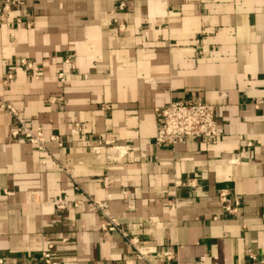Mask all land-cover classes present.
<instances>
[{
    "label": "crops",
    "instance_id": "0c3cea01",
    "mask_svg": "<svg viewBox=\"0 0 264 264\" xmlns=\"http://www.w3.org/2000/svg\"><path fill=\"white\" fill-rule=\"evenodd\" d=\"M16 2L0 29V257L45 264L49 237L57 264H148L133 238L154 248L151 264H262L264 0ZM21 58L41 65L39 80ZM177 100L216 107V145L155 143L158 109ZM6 104L60 136L62 146H46L58 164L11 136L18 121ZM191 178L196 189L181 186ZM224 188L241 199L234 216L222 211ZM81 192L109 197L129 238L104 231L96 209L51 203Z\"/></svg>",
    "mask_w": 264,
    "mask_h": 264
},
{
    "label": "built area",
    "instance_id": "2783aa9c",
    "mask_svg": "<svg viewBox=\"0 0 264 264\" xmlns=\"http://www.w3.org/2000/svg\"><path fill=\"white\" fill-rule=\"evenodd\" d=\"M16 0H0V29L8 22L7 16L16 7ZM119 10L126 9V3L121 2L118 7ZM118 22V30L124 32L126 30L125 23L120 22L119 19H115ZM20 65L24 66L27 70L34 74L36 80L40 79L41 65L28 58L19 59ZM65 63L69 69H74L75 64L72 56L65 58ZM13 73H9L5 84L9 79H13ZM60 82L65 83V73L60 72L58 74ZM53 99V98H52ZM262 101H259V105ZM17 119L18 127L11 131L13 138H23L30 143L36 145L42 152L47 153L45 161H52L56 164L57 161L54 156L47 150V143H56L60 146L63 145V141L58 135H51L47 137L45 135V129L43 127H37L33 129L29 127L25 120L21 118L16 109L11 105H4ZM161 118V125L155 136V143L160 147H175L178 144H182L189 139L203 142L206 145H216L219 142L221 132L219 124L216 120V107L214 105L201 102V101H171L166 106L158 109ZM105 185L108 186L111 180L105 179ZM181 186L196 189L198 187L197 179L191 178L185 180ZM178 187V186H177ZM6 194H11L9 191H5ZM127 194V193H126ZM220 202L222 205V211L228 216H234L239 212L242 205L241 199L238 195L234 194L230 189L224 188L219 194ZM51 203L55 206L56 210L63 212L69 207L80 208L82 205H87L92 209L98 210L105 218L102 223V229L104 231L120 230L124 236L128 234L121 229L117 219L110 211V199L103 197H94L81 192V198L77 200H69L65 197L58 196L54 198ZM129 238V236H128ZM130 243L134 247V253L136 259L151 264L148 256L150 253L155 252L153 247L147 246L145 243H140L137 239L129 238ZM54 243L51 238L44 237V247L42 250V260L45 264H57L53 259L52 249ZM249 256L253 261L257 260V256L252 252H249ZM176 258L174 252H170L166 259L163 261H173ZM264 264V259L260 261ZM0 264H7L5 257H0ZM24 264H30L26 262ZM126 264H134L133 261H126ZM181 264V263H178ZM189 264H207V256L201 257L194 263Z\"/></svg>",
    "mask_w": 264,
    "mask_h": 264
}]
</instances>
